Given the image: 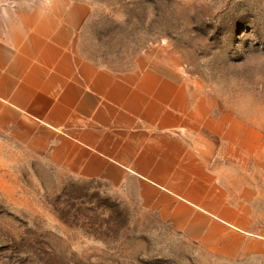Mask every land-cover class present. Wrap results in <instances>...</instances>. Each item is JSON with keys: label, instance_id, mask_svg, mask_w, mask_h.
<instances>
[{"label": "crops", "instance_id": "0c3cea01", "mask_svg": "<svg viewBox=\"0 0 264 264\" xmlns=\"http://www.w3.org/2000/svg\"><path fill=\"white\" fill-rule=\"evenodd\" d=\"M85 0L0 5V182L28 160L100 183L222 261L264 257V127L178 62L84 56Z\"/></svg>", "mask_w": 264, "mask_h": 264}, {"label": "rangeland", "instance_id": "374dc122", "mask_svg": "<svg viewBox=\"0 0 264 264\" xmlns=\"http://www.w3.org/2000/svg\"><path fill=\"white\" fill-rule=\"evenodd\" d=\"M85 1L81 54L115 70L151 56L178 62L264 127V0ZM13 172L0 182V264H264L207 254L100 183L31 160ZM258 191L264 209V177Z\"/></svg>", "mask_w": 264, "mask_h": 264}]
</instances>
